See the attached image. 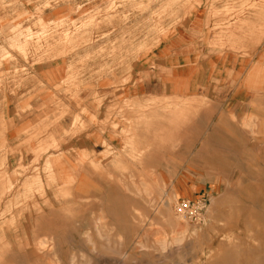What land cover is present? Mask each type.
<instances>
[{
  "label": "rangeland",
  "instance_id": "374dc122",
  "mask_svg": "<svg viewBox=\"0 0 264 264\" xmlns=\"http://www.w3.org/2000/svg\"><path fill=\"white\" fill-rule=\"evenodd\" d=\"M0 264H264V0H0Z\"/></svg>",
  "mask_w": 264,
  "mask_h": 264
},
{
  "label": "built area",
  "instance_id": "2783aa9c",
  "mask_svg": "<svg viewBox=\"0 0 264 264\" xmlns=\"http://www.w3.org/2000/svg\"><path fill=\"white\" fill-rule=\"evenodd\" d=\"M204 206V201L202 200L194 202L189 199H185L178 202L177 209L187 218L197 220Z\"/></svg>",
  "mask_w": 264,
  "mask_h": 264
},
{
  "label": "crops",
  "instance_id": "0c3cea01",
  "mask_svg": "<svg viewBox=\"0 0 264 264\" xmlns=\"http://www.w3.org/2000/svg\"><path fill=\"white\" fill-rule=\"evenodd\" d=\"M179 71H181V70H179ZM96 136V137H95ZM95 136H93L91 139H95V138H97V136H99V135H95ZM81 143V144H89L88 142H90V140L88 141L87 140V138H83V137H81V138H78L77 139V141H74V143H76V144H79V142ZM106 141V140H105ZM96 143H97V141H96ZM95 143V144H96ZM177 190V189H176ZM178 190H180V187L178 188ZM200 190H201V186L200 187H198V185L196 184V183H192L191 182V184L190 185H187V188L185 187L184 188V196H189L190 194H194V193H197V192H200ZM181 191V190H180ZM177 194H178V191H177Z\"/></svg>",
  "mask_w": 264,
  "mask_h": 264
},
{
  "label": "bare ground",
  "instance_id": "6f19581e",
  "mask_svg": "<svg viewBox=\"0 0 264 264\" xmlns=\"http://www.w3.org/2000/svg\"><path fill=\"white\" fill-rule=\"evenodd\" d=\"M99 120V119H98ZM231 123V122H230ZM247 123V122H246ZM249 126H250V124H249ZM211 135V134H210ZM251 140V139H250ZM38 168V167H37ZM39 176V175H38ZM181 220V219H180ZM177 222V221H176ZM181 222H182V220H181ZM181 222H178L179 224H182ZM177 223V224H178ZM180 230V229H179Z\"/></svg>",
  "mask_w": 264,
  "mask_h": 264
}]
</instances>
